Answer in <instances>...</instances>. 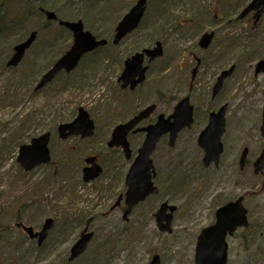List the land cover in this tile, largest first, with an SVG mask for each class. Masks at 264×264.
I'll list each match as a JSON object with an SVG mask.
<instances>
[{
	"label": "rangeland",
	"instance_id": "rangeland-1",
	"mask_svg": "<svg viewBox=\"0 0 264 264\" xmlns=\"http://www.w3.org/2000/svg\"><path fill=\"white\" fill-rule=\"evenodd\" d=\"M137 1L0 0V264H149L156 255L160 264H194L201 231L215 223L219 207L240 196L245 198L250 225L227 238V264H264V171L255 175L253 168L264 150L260 132L264 74H256V64L264 60V17L256 26L252 20L236 21L252 0H150L139 28L119 46L110 44L86 56L74 72L61 73L33 93L73 41L57 23L48 25L44 15L36 14L37 6H55L49 10L60 19L81 20L97 38L111 41L117 23ZM217 15L234 23L203 50L200 37L222 29L215 24ZM33 31L37 41L22 63L7 68L15 45ZM156 42L162 43L164 53L149 65L143 86L135 94L122 91L118 79L125 59ZM231 66L232 75L214 97L217 77ZM185 97L194 108V124L178 135L173 148L169 138L160 140L151 157L159 193L125 218L124 200L120 207H112L127 191L125 175L144 135L130 137L133 155L127 160L121 150L107 147L111 132L154 103L157 112L143 122L151 124L156 116L171 114ZM223 105H227L224 152L218 166L205 169L198 137L211 112ZM79 108L94 121V136L60 140L58 126L73 121ZM26 118L30 123L21 126ZM46 132L51 133L52 163L24 172L17 162L19 148ZM245 148L249 156L241 171L239 159ZM95 155L103 173L86 184L84 160ZM14 186L18 192L12 199ZM17 199L22 203H15ZM163 203L177 208L170 233L162 232L156 220ZM49 218L54 227L41 247L15 228L20 222L40 231ZM85 228L92 240L69 262Z\"/></svg>",
	"mask_w": 264,
	"mask_h": 264
},
{
	"label": "water",
	"instance_id": "water-1",
	"mask_svg": "<svg viewBox=\"0 0 264 264\" xmlns=\"http://www.w3.org/2000/svg\"><path fill=\"white\" fill-rule=\"evenodd\" d=\"M149 0H139L136 5L122 18L118 23L113 44L118 45L129 34L133 33L140 25L147 9ZM256 11L255 19L259 20L264 14V0H253L248 7L240 14L239 19H244L250 12ZM46 17L50 21H56L57 16L53 12H46ZM68 29L73 35V45L71 49L62 56L53 67L47 71L41 78L35 90L38 91L46 86L62 71L71 73L75 70L81 59L88 53L95 51L100 47L107 45L106 40H97L90 32L85 31L81 21L59 23ZM214 34H205L200 40V46L204 49L208 48L212 42ZM37 39V33L30 34L27 40L18 44L14 48V54L7 63V67L16 68L22 62L26 52ZM163 55V48L160 42L156 43L154 49H146L142 53H137L125 62V69L119 79L122 82V88L130 87L135 90L138 85L142 84L146 79L148 67H143L145 57H149L152 62ZM233 68L223 72L218 78L214 88V96L220 91L224 80L230 76ZM264 72V62H260L257 66L256 73ZM195 71L193 72V76ZM156 106L152 105L139 112L130 121L125 124L118 125L112 132L111 139L108 142L109 148H122L127 159L131 157V149L127 140L128 134L142 121L148 119L154 112ZM227 106H223L217 113L210 115V123L202 132L199 138V146L204 150L203 164L208 168L211 164L216 166L219 164L223 146L221 137L225 131V114ZM193 123V107L189 103V99L182 100L172 116L165 119L163 115L159 116L156 124L151 125L142 130H135L134 133L145 131L146 137L138 151V156L131 165L126 177L127 192L125 194V204L127 210L124 217L131 213L132 209L148 197L158 194V188L154 185L155 168L151 160V156L156 150L162 136L169 134V146L175 145L178 133L185 127H190ZM58 136L65 140L72 135L81 136V138H91L94 135L95 124L90 115L83 108L78 110V115L71 123H65L58 126ZM261 133L264 137V110L261 125ZM51 134L45 133L38 138H34L30 145L21 146L17 158L25 172H30L36 167L47 165L51 161L49 150ZM249 150L244 149L239 166L244 169ZM87 167L83 169L82 180L85 183L96 180L102 173V168L97 162V157H89L85 159ZM264 170V151L254 163V173L258 175ZM122 197L117 202L120 205ZM244 198L240 197L236 201L230 202L216 211V222L214 225L202 230L200 233L196 250L194 264H226L228 257V245L226 239L232 236L239 228H247L248 211L243 205ZM169 211V214L167 212ZM176 207L168 206L167 203L161 205L156 214L158 227L162 232H171V222ZM54 226L53 219L45 220L40 231H35L32 227L23 223H18L16 227L22 230L31 240H37L38 246H42L49 231ZM87 229L82 233L81 238L75 243L71 249L69 262L82 255L90 240L92 233L87 234ZM159 256H154L150 264H160Z\"/></svg>",
	"mask_w": 264,
	"mask_h": 264
},
{
	"label": "flooded vegetation",
	"instance_id": "flooded-vegetation-1",
	"mask_svg": "<svg viewBox=\"0 0 264 264\" xmlns=\"http://www.w3.org/2000/svg\"><path fill=\"white\" fill-rule=\"evenodd\" d=\"M232 3H233V0H232ZM264 17V14H263V16L261 17V19ZM261 19L260 20H256L255 19V12H251V13H249L248 14V16L246 17V22H251V20L253 21V25H258L259 24V22L261 21ZM234 22L233 21H231V19H229V17H226V16H219V15H217V17H216V21H215V24H221L220 25V27H222V29L221 30H218V31H214V30H211V31H206L205 33H210V32H212L213 34H214V36H213V39H212V43H213V41H214V39L218 36V35H220V32L221 31H224V30H226L227 29V27L230 25V24H233ZM212 43H211V45H212ZM211 45H209V48H210V46ZM71 47V46H70ZM208 48V49H209ZM70 49V48H69ZM68 49V50H69ZM67 50V51H68ZM204 50V49H203ZM205 50H207V49H205ZM66 51V52H67ZM65 52V53H66ZM128 60V58H126L125 59V61H124V68H123V70H122V73H123V71H124V69H125V62ZM156 60H158V59H156ZM156 60H154V61H152V62H150L149 60H147V64H146V66L148 67V71H149V65L151 64V63H153V62H155ZM264 61V60H263ZM199 64H200V59L198 60V64H197V66L193 69V71H192V79H191V81H193L194 79H195V77H196V73L198 72L197 71V67L199 66ZM256 67H257V64H256ZM195 71V74H194V76H193V72ZM223 72V71H222ZM221 72V73H222ZM122 73H121V75H122ZM256 74H260V73H256ZM264 74V73H263ZM218 78V77H217ZM229 78V77H228ZM226 80V79H225ZM225 82V81H224ZM118 83L120 84V88L122 89V91H125V92H128V93H136L138 90H140V88L143 86V84L142 85H138L137 86V88H135V90H131L130 89V87H128V88H126V89H123L122 88V82H119L118 81ZM213 93H214V91H213ZM213 96H214V94H213ZM215 97V96H214ZM185 98H187V97H185ZM185 98H183V99H185ZM182 99V100H183ZM187 99H189V98H187ZM181 102V101H180ZM180 102H178L177 103V105L180 103ZM189 103H190V100H189ZM153 105H155L156 106V109H157V105L156 104H154V103H152ZM152 104H150V105H152ZM150 105H148V106H146V107H149ZM177 105L175 106V108L177 107ZM190 105H191V103H190ZM192 106V105H191ZM145 107V108H146ZM193 107V106H192ZM175 108H174V111L171 113V114H169V115H167V116H164L165 117V119H167V118H169L170 116H172L173 114H174V112H175ZM156 109H155V111H156ZM143 110V109H142ZM142 110H140V111H142ZM140 111H138L135 115H137ZM157 112V111H156ZM212 113V112H211ZM155 113H153L148 119H146V120H144V121H142L141 123H139L129 134H128V137H127V140H128V143H129V146H130V142H129V139H130V137L131 136H135V135H137V134H143L144 135V137H145V135H146V133H145V131H139V132H137V133H134V131L135 130H142V129H145V128H147L149 125H154V124H156V122H157V120H158V118H159V115L158 116H156L155 118H154V122L153 123H151V124H148V125H143V122H145V121H147V120H149L153 115H154ZM135 115H133L130 119H128V120H126V121H124L123 123H120V124H124V123H127L128 121H130ZM161 115V114H160ZM210 116V115H209ZM194 108H193V123H192V125L190 126V127H185L184 129H189V128H191L192 126H193V124H194ZM184 129H182L181 131H180V133L184 130ZM179 133V134H180ZM111 134H112V132H111ZM178 134V135H179ZM201 134V133H200ZM94 136V135H93ZM200 136V135H199ZM74 137H81V136H77V135H72V136H70V137H68L67 139H65L64 141H66V140H69L70 138H74ZM164 137H167V138H169L170 137V135L169 134H167V135H165ZM110 138H111V135H110ZM110 138H109V140L107 141V145H108V142L110 141ZM82 139V138H81ZM177 139H178V137H177ZM198 139H199V137H198ZM83 140V139H82ZM168 146H169V142H168ZM175 146V145H174ZM173 146V147H174ZM108 147V146H107ZM141 147V146H140ZM170 147V146H169ZM173 147H170V148H173ZM109 148V147H108ZM109 149H119V150H121L122 152H123V154H124V151H123V149L122 148H116V147H114V148H109ZM130 149H131V147H130ZM140 149V148H139ZM139 149H138V151H139ZM138 151H137V155H136V157L138 156ZM131 152H132V149H131ZM132 155H133V152L131 153V157H130V159L132 158ZM124 156H125V154H124ZM92 157H97L96 155L95 156H92ZM136 157L134 158V160L136 159ZM125 158H126V156H125ZM127 159V158H126ZM130 159H127V160H130ZM134 160H133V162H134ZM97 162H98V157H97ZM133 162H132V164H133ZM84 163H85V161H84ZM98 164H99V162H98ZM131 164V165H132ZM85 167H87V164L85 163ZM131 167V166H130ZM128 172H129V170H128ZM128 172L126 173V175H125V182H126V177H127V174H128ZM102 173H103V169H102ZM101 173V174H102ZM101 176V175H100ZM99 176V177H100ZM98 177V178H99ZM97 178V179H98ZM154 184H155V182H154ZM125 186H126V183H125ZM120 197H122V200H121V202H120V205H118L117 206V202H118V200L120 199ZM123 200H124V203H125V195L123 196V195H120L119 197H118V199H117V201H116V203L114 204V206L112 207V209H115V208H117V207H120L121 206V204H122V202H123ZM168 204V203H167ZM177 210V209H176Z\"/></svg>",
	"mask_w": 264,
	"mask_h": 264
},
{
	"label": "trees",
	"instance_id": "trees-1",
	"mask_svg": "<svg viewBox=\"0 0 264 264\" xmlns=\"http://www.w3.org/2000/svg\"><path fill=\"white\" fill-rule=\"evenodd\" d=\"M21 1H23V0H21ZM27 2H29L30 3V0H26ZM60 3H62L61 1L60 2H58V4L60 5ZM55 6H48V7H45V8H43V7H36V10H35V13L36 14H38L39 16H41L42 15V13H41V9H51V8H54ZM101 38V37H100ZM5 62V61H4ZM4 62H3V64H4ZM33 93H36V92H34V90H33ZM20 123V122H19ZM30 123V120L28 119V118H26L25 120H23V122H21V126L22 125H27V124H29ZM20 126V124L18 125V127ZM52 163V162H51ZM13 191H16V193L14 194V195H12V199H14L16 196H17V192H18V189L16 188V186H14L13 187ZM15 203H22L21 202V200L20 199H17L16 200V202ZM18 215H20V213H18ZM17 219H18V221H20V218H18L17 217Z\"/></svg>",
	"mask_w": 264,
	"mask_h": 264
},
{
	"label": "bare ground",
	"instance_id": "bare-ground-1",
	"mask_svg": "<svg viewBox=\"0 0 264 264\" xmlns=\"http://www.w3.org/2000/svg\"><path fill=\"white\" fill-rule=\"evenodd\" d=\"M232 120L234 121L235 118H232ZM236 120H237V118H236ZM229 131H230V132H229V135L233 133L231 130H229Z\"/></svg>",
	"mask_w": 264,
	"mask_h": 264
}]
</instances>
